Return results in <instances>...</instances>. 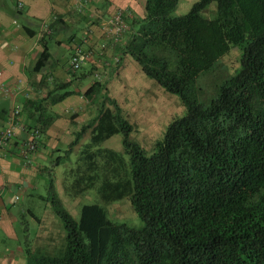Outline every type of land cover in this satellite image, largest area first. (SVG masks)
Instances as JSON below:
<instances>
[{"label":"trees","instance_id":"obj_1","mask_svg":"<svg viewBox=\"0 0 264 264\" xmlns=\"http://www.w3.org/2000/svg\"><path fill=\"white\" fill-rule=\"evenodd\" d=\"M179 2L147 0L124 53L177 95L184 112L147 149L133 137L127 110L95 81L86 96L97 116L55 159L60 164L91 130L65 167L68 197L96 189L104 202L128 198L140 224L114 220L98 203L84 204L77 218L53 192L63 242L50 250L26 245L25 264H264V0H197L181 14ZM234 49L238 67L221 69L216 94L202 102L199 77ZM116 134L121 151L103 145Z\"/></svg>","mask_w":264,"mask_h":264},{"label":"crops","instance_id":"obj_2","mask_svg":"<svg viewBox=\"0 0 264 264\" xmlns=\"http://www.w3.org/2000/svg\"><path fill=\"white\" fill-rule=\"evenodd\" d=\"M146 3L147 0H0V81L15 90H0V129L7 126L15 107L20 108L22 119L16 137L5 146L0 158V234L4 235L0 239L17 241L14 246L8 243L0 247V264H25L24 233L18 217L25 216L24 207L33 209L32 198L46 200L44 190L49 196L56 192L63 200L59 181L51 179L60 165H56L58 156L54 157V152L61 150L63 139L70 147L81 127L97 116V105L86 96L92 84L98 80L106 83L110 95L125 110L138 95L141 99L135 101L148 105H153V98L159 96L161 87L124 53L129 35L146 14ZM119 8L125 10L127 30L116 42L106 31V21ZM63 45L69 49L66 63L61 61ZM77 45L84 50L80 72L70 65ZM45 51L47 58L42 61ZM118 54L122 56L120 63ZM88 75L91 80L85 82ZM64 82H69L65 91L73 93L55 101L65 92L55 87ZM145 95L147 100L142 99ZM33 102L42 103V109H35ZM42 122L47 125L40 129L39 148L32 164L24 165L21 153L27 131L40 128ZM90 132L73 146V152L89 141ZM47 208L50 211L41 219V228L46 225L45 218L56 217L50 203Z\"/></svg>","mask_w":264,"mask_h":264},{"label":"rangeland","instance_id":"obj_3","mask_svg":"<svg viewBox=\"0 0 264 264\" xmlns=\"http://www.w3.org/2000/svg\"><path fill=\"white\" fill-rule=\"evenodd\" d=\"M195 1L197 0H180L176 12L179 14L187 12ZM239 52V49H234L231 55H227L223 59V63H221L220 68L217 66V68H215L213 71L211 70L209 72H205L199 77L197 85L200 89L199 97L202 102H209V100L216 94L217 86L221 83L220 75L222 72H224L223 70L225 66L230 73L238 67ZM60 54L61 61L66 63L67 56L69 55V49L63 45ZM81 70L82 69L79 68L75 71L80 72ZM90 80L91 77L88 75L85 82H89ZM61 91H65V88L61 89ZM136 97L141 99L140 95ZM137 98L133 100L134 103L129 102V109H126L135 126L133 137L144 147L151 149L155 140L161 138L164 134V130L166 129L169 121L184 112V106L180 102V99L177 95L170 96L169 94L164 93L162 90L156 99L155 97L153 98V105H148V103L146 104L142 101H135ZM148 98L149 97L146 95L142 97V99L146 100ZM64 141L65 140L63 139L61 145L59 146L61 150L54 152V157L64 155L66 152L65 150L70 148L65 146ZM105 146L121 151L123 149L122 135L116 134L110 139L106 140ZM76 157L77 152H72L69 156L63 157L60 160L59 167L57 166V170L52 174L51 177L52 182L57 183V181H59V187L62 190L61 193L63 194V202L70 212L75 217L79 218L81 207L84 204L98 203L103 205L108 210L110 217L114 220L124 221L130 224H140V218L132 209L128 198L104 202L97 194L96 189H90L83 194L74 197L73 199L68 197L63 187L62 178L66 165L73 163ZM42 194L46 196V200L32 198L30 204L32 203L34 205L33 209L26 208L27 206L24 207L26 209L25 216L18 217L19 225L23 230V233L25 231V227L28 230V232H26L27 234L24 233V242L22 245H24V247H26V245L31 246L34 250L38 248L50 250L52 247H58L64 239L62 221L57 216L55 218H45L46 225L41 228L40 221L45 217L47 212L50 211V208H47V205L51 201V197L47 192L43 190ZM23 204L27 205L28 203L24 201ZM0 238L4 239V235H2V233L0 234ZM1 239L0 247H6L8 243L14 246L17 243V241L14 239H10L11 242H8V240L7 242H3Z\"/></svg>","mask_w":264,"mask_h":264},{"label":"built area","instance_id":"obj_4","mask_svg":"<svg viewBox=\"0 0 264 264\" xmlns=\"http://www.w3.org/2000/svg\"><path fill=\"white\" fill-rule=\"evenodd\" d=\"M83 3L89 2V0H82ZM22 3H20V6ZM127 30V23L125 20V10L119 8L116 12L106 21V31L117 42L125 34ZM84 54L83 47L77 45L73 51L70 59V65L73 69H79L81 65V58ZM2 70H0V77L2 76ZM0 90L6 93L15 92L10 87H7L0 81ZM22 125L21 110L18 107L12 109L9 115V121L7 126L0 129V158L4 152L5 146L13 140L17 135V129ZM28 137L23 142L22 148V162L24 165H31L33 161V155L40 145V129L36 127L29 128L27 131Z\"/></svg>","mask_w":264,"mask_h":264}]
</instances>
